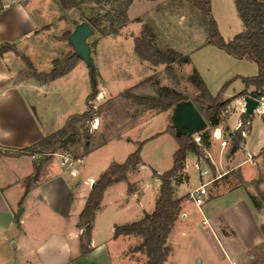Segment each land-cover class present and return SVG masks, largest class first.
Masks as SVG:
<instances>
[{"label": "crops", "instance_id": "crops-1", "mask_svg": "<svg viewBox=\"0 0 264 264\" xmlns=\"http://www.w3.org/2000/svg\"><path fill=\"white\" fill-rule=\"evenodd\" d=\"M29 1L7 0L2 2L0 0V47L6 44L11 45L14 53L20 54L23 48L35 42L31 39L44 35L51 38L48 40V45H50V57L53 58L50 61L52 66L58 56H61L62 52L57 47H62V43L54 40V35L49 34L48 28L52 30L55 23L65 20L63 10L57 0H38L37 5L42 7L38 8L40 13H47L50 17L49 20L44 21L40 18L45 17L36 18L37 16L29 11L30 6L26 5ZM141 1L145 0H134L127 10L129 23L126 26L132 31L133 39L140 35L141 27L148 24L154 30L155 43L159 48L164 46L161 40L163 32L164 36L176 35L180 37L181 43H185L190 36H194L195 29L202 31L206 40V26L203 18L190 3L180 0L190 5L194 12L195 9L198 11L194 14L196 19L191 23H186L182 6L178 5L176 8L170 6L175 0ZM136 3H146L147 7L131 16V9ZM166 6H170V9ZM38 9L35 8L34 12ZM180 16L182 18H179ZM211 18L224 41L231 40L243 31L235 10L234 0H211ZM166 27L172 31L165 32ZM183 28H191L192 31L186 34L179 32L178 36L175 31ZM209 46L211 45H207L205 41L204 44L195 46L191 51L196 54L206 50L205 47ZM172 50L181 56H187ZM68 51L64 53L68 54L71 50ZM9 52L11 51L3 53L8 54ZM134 55L133 59L140 61L135 52ZM27 57L25 58L28 59ZM187 57L190 63L186 65L190 66L192 61L189 56ZM229 57L237 61L244 60ZM142 62L147 63V61ZM83 65V62L79 61L62 78L41 83L34 77L22 78V70L12 71L0 55V264H112L108 242L129 238H115L113 236L114 227L132 223L120 222V220L128 219L127 215L137 209V205H139L137 215L140 217L136 221L140 220L144 214H150L145 213L144 210L149 201L145 196L140 201L137 200V188L129 178L130 192L125 183L110 186L103 195L101 205L91 225L89 252L85 255L81 254L82 230L77 228L78 217L92 187L89 181L94 183L98 178L95 180L91 175H87L81 177L80 181H76L79 177L78 171H76V176H71L68 170L59 166L55 157L41 156L36 145L43 138L60 130L67 118L85 112L86 105L83 111H69L58 120L43 116L45 115L43 108L46 105L43 101L50 96L53 90L70 86L76 78L73 77L74 74L78 75V78L82 73L85 74L86 70ZM191 69L199 74L206 87V81L198 67L193 66ZM237 77L252 78L253 76ZM242 85L243 89L238 95L229 100L223 99L229 103L219 115L218 125L215 127L219 129L227 145L221 147L218 142L211 139L214 128H210L208 147H206L210 159L200 160L192 153L186 155L185 165L181 172L182 182L174 186V198L182 200L180 214L183 215V219H186L187 213L184 211L185 202L183 200L185 198L189 200L188 194L192 191L186 186L190 179L187 168L189 157H191L198 166L200 179L198 187L204 185L206 191L204 204L199 208L195 207L200 215L201 225L208 227L209 234L218 245L219 261L224 264H228V260H233L237 264H264V205L260 210H256L250 199V197L257 198L263 190V185L258 182V179L264 174V163L261 162V160L264 161V136L260 135L259 138L252 136L254 132L251 129L250 120L247 119L249 123L247 134L242 139L238 150L233 153L229 150V134L235 133V128L244 115L242 98L255 91L253 87L247 89L243 83ZM40 90H43L42 100L39 98ZM260 92L264 96V85ZM241 94L244 95L240 96ZM231 101L239 105L242 112L232 129L225 125V117L222 120ZM259 109L258 115L264 111L263 107ZM149 112L152 111L149 110ZM151 116L152 114H149V117ZM31 154L35 155L36 159L33 160ZM80 158L83 159L84 156L81 154ZM201 163L208 167V171L204 169L201 172ZM247 165L252 170L245 168ZM106 169L102 167L100 174ZM156 181L159 180L156 178ZM159 185L160 182L158 189ZM184 187H186L185 190ZM227 216H230L229 221L226 220ZM242 219L251 227V234L244 233L247 237V244L242 241L238 243L236 240L239 234L235 224L238 226L240 222L243 223ZM233 220H235L234 225L231 223ZM101 227L105 230L100 229ZM181 235H186V233H181ZM167 244L171 251L164 264H173L170 235ZM139 256L142 257V255Z\"/></svg>", "mask_w": 264, "mask_h": 264}, {"label": "rangeland", "instance_id": "rangeland-1", "mask_svg": "<svg viewBox=\"0 0 264 264\" xmlns=\"http://www.w3.org/2000/svg\"><path fill=\"white\" fill-rule=\"evenodd\" d=\"M1 1L6 2L7 0ZM37 3L38 0H30L26 5L30 6L29 11L37 16L36 18L43 16L45 18H40L41 20H49L50 17L47 13H40L38 8L41 5L38 6ZM145 4H134L131 9V16L143 11L147 7ZM83 5V12L77 10L62 11L65 20L55 23V27L52 30L48 28L49 34L54 35V40L62 43V47H57L62 53L56 61H62L66 56L74 53L65 38V34L73 32L77 25L84 23L81 22L82 20L89 19L91 16L90 9H96L92 7L88 0L84 1ZM178 5L182 6L186 23H191L196 19L194 14L198 11L195 9L194 12L187 3L175 0L170 6L176 8ZM110 6L104 7L109 9ZM170 6H166V8L170 9ZM35 8L38 9L39 13L38 11L34 12ZM200 16L202 15L200 14ZM179 18H182V16ZM170 22L169 20V24ZM76 23L78 24L75 26ZM164 29H166L165 32L172 31L167 27ZM189 31L191 32L192 29L183 28L175 32L176 34L179 32L186 34ZM131 32L128 26L123 28L118 36H101L94 32L86 41L94 66L93 81L87 66L83 63V68L86 70L85 74L82 73L80 78L74 74L73 77L76 78L70 83V86L53 90L50 96L45 99L46 101H43L46 104L43 108L45 113L43 116L58 120L65 113H69V111H83L86 105V98L95 87L96 96L88 103L94 106L93 116L95 119L90 122L91 124H82L80 129L82 133L87 131L90 136L89 151L82 159V164L75 166L76 171L79 172V177L76 181H80L81 177L83 178L87 175H91L96 180L102 167L106 169L111 164L122 163L126 157L133 154L139 147L140 166L136 168L135 172L129 174L128 178L137 188V200L140 201L145 196L146 200L149 201L144 207L145 213H151L154 209L155 199L158 196L159 181H156V178L170 170L172 167V154L177 148L171 132L168 131L169 126H172L171 111L156 112V110H153L149 112L147 108L135 106L130 100L125 99L123 95L155 97L160 88H168L187 98L198 111L197 107H199V104L196 100L198 93L188 82V77L192 70L191 67L196 66L201 71L206 81V87L212 97H215L226 85L222 92L224 100H229L242 91V81L237 76L255 77L257 75V67L246 60H234L223 51L211 46L205 47L207 48L206 50L194 54L195 52H192L191 49L197 45L204 44L206 41L203 32L195 29L194 36H190L185 43H181L179 41L181 40L179 39L180 37L176 35L164 36V32L161 35V40L164 42V46L162 45L161 49L164 50L170 47L180 53H184L192 61L190 66L178 63H174L169 67L163 64L153 65L149 62L143 63L142 61L144 60L139 57L140 61L137 62L133 59L135 56L133 49L134 39ZM31 40H35V42L27 45V48L21 47L23 52H20V54L16 53V55L13 48L9 50L11 52L8 54L0 53L12 71L14 69L22 70V78L33 77L34 73L46 74L50 72L52 67L50 61L53 58L50 57V45H48V40H51V38L41 35ZM68 50H71L70 53L65 54L64 52H69ZM27 55L29 56L27 57ZM24 56L29 59L33 70L28 68L27 63L22 58ZM39 94V98L42 100L43 90H40ZM198 112L204 119L203 112ZM240 112L239 105L231 101L226 115L222 117V120H224V117L226 118L225 125L232 129L242 114ZM149 114H152V116L149 117ZM248 119L254 132L252 136H258V138L260 135L264 136V111L259 115L256 112L253 113ZM206 125L207 128L202 132L208 133L210 127L208 124ZM83 144L84 140L81 138L77 145L67 146L65 149L58 148L56 153L68 151L73 157L80 158ZM261 162L262 164L264 163L262 160ZM195 163L189 157L187 172L190 179L186 186L192 190L198 187L200 182L199 172ZM245 168L252 170L248 165ZM204 169L208 171V167L201 163V172ZM185 189L186 187H184ZM183 201L185 202L184 211L187 213V218L183 219V215L180 214V218H178L170 233V245L173 248L172 263L224 264L218 259L220 251L215 239L209 234L208 227L201 225L200 215L194 203L186 198ZM138 206L136 207L137 209L129 212L127 215L128 219L120 220V222H136L140 217L137 215ZM226 220L229 221L230 216H227ZM234 221H231L233 225ZM241 221L243 223L240 222L238 226L235 224L239 234L236 240L238 243L242 241L247 244V237L244 233L251 234V227L246 224L244 219ZM100 229L103 228L101 227ZM181 233H186V235H181ZM139 243L140 239L136 237L120 238L118 241L110 240L108 248L111 263L142 264L144 257H140L138 254L134 256L132 253L133 248Z\"/></svg>", "mask_w": 264, "mask_h": 264}, {"label": "trees", "instance_id": "trees-1", "mask_svg": "<svg viewBox=\"0 0 264 264\" xmlns=\"http://www.w3.org/2000/svg\"><path fill=\"white\" fill-rule=\"evenodd\" d=\"M86 0H57L63 11L77 10L83 12V4ZM134 0H88L95 7L90 9V18L81 22L87 23L93 32L101 36H114L129 23L127 10ZM155 1V0H148ZM195 7L203 18L206 26V44L214 46L223 51L226 55L235 59H244L256 65L257 75L252 78H241L242 83L248 89L253 87L255 91L249 96L253 98L264 97L261 94V88L264 85V0H234L237 16L242 24L243 31L229 41H224L218 32L215 22L211 18V0H182ZM110 6L105 9L104 6ZM138 22V20H136ZM78 23L75 24V26ZM71 32L65 34L68 40ZM156 36L153 28L144 24L140 35L134 38V52L144 61L153 65L163 64L169 67L174 63L189 64L187 56H181L172 49L162 50L156 45ZM69 42V41H68ZM12 50L11 45L0 47V53ZM30 70L32 65L25 57H22ZM80 60L74 53L66 56L62 61H55L52 64L50 72L46 74H35L34 78L38 82L47 83L55 81L67 75ZM34 72V71H32ZM92 81L94 79V70L92 72ZM188 82L197 91L198 111L203 112L204 120L210 128L218 125V117L228 105L229 101H223L222 92L212 97L207 91L205 84L199 74L193 69L188 77ZM241 94L240 96H243ZM96 96L95 87L91 94L86 98L87 109L79 115H72L67 118L64 126L55 133L43 138L36 147L40 154H54L56 150L65 149L67 146H74L83 138L82 155L85 156L89 151L90 136L87 131L81 132L82 124H90L95 117L94 106L88 104ZM123 97L130 100L135 106H142L148 110L156 112L172 111L176 104L188 101L187 98L174 90L160 88L155 97H139L130 94H124ZM248 117L242 115L241 121L247 122ZM177 148L172 154V167L163 173L157 179L160 182L158 196L154 202V209L150 214H144L143 217L129 224L115 226L113 236L117 237H136L140 243L133 248V254H139L144 257L142 264H164L170 254V247L167 244L168 237L174 226L175 221L180 215L181 199L174 198V186L182 182L181 172L185 165L186 155L192 153L200 156V150L194 145L191 136H177L175 129L169 126ZM202 137L204 147H208L209 135L207 132L199 133ZM240 131L229 134L230 153L238 150L242 142ZM140 148L129 155L120 164H111L98 179L93 183L84 207L78 217L77 228L82 230L80 236L81 254L89 252L91 242V225L98 211L105 191L114 184H127L129 174L135 172L140 166ZM155 174V173H153ZM258 182L263 185V190L257 198L250 197L256 210H260L264 205V174L259 177Z\"/></svg>", "mask_w": 264, "mask_h": 264}, {"label": "water", "instance_id": "water-1", "mask_svg": "<svg viewBox=\"0 0 264 264\" xmlns=\"http://www.w3.org/2000/svg\"><path fill=\"white\" fill-rule=\"evenodd\" d=\"M93 33V29L87 23H81L74 28L68 39L76 57L87 66L91 78L94 66L86 41ZM242 102L244 103V115L247 117L259 106V103L249 96H244ZM171 123L177 136H192L202 132L207 127L205 120L189 101L181 102L174 106L171 114Z\"/></svg>", "mask_w": 264, "mask_h": 264}, {"label": "built area", "instance_id": "built-area-1", "mask_svg": "<svg viewBox=\"0 0 264 264\" xmlns=\"http://www.w3.org/2000/svg\"><path fill=\"white\" fill-rule=\"evenodd\" d=\"M251 98H253V97H251ZM253 99H255L259 103L258 108L253 113H255V112L259 113L260 107L261 108L263 107V110H264V97L253 98ZM243 106H244V103H243ZM242 112L244 113V108L242 109ZM248 125H249L248 121L244 122V123L242 121H240L238 123L237 127L235 128V132L240 131V135L242 136V138H244L247 134ZM191 137H192V141H193L194 145L197 146L198 149L200 150L201 155L198 156L199 159L200 160L210 159V155H209L206 147H204V145H203L201 135L199 133H197V134L192 135ZM211 139L218 142L221 147H225L227 145L226 141L223 140L218 128L213 129V131L211 133ZM41 156H43V157H47V156L55 157L58 161L59 166L63 169L68 170L71 176H76L75 166L82 164L81 158L73 157L68 151H64L62 153H54V154H41ZM31 158L34 160V159H36V156L31 154ZM195 166L198 169V166L197 165H195ZM89 184L93 185V182L89 181ZM205 195H206V191L204 189V185H201L197 189L192 190L188 194V198L190 201H192L194 203V205L196 207L199 208L204 204ZM228 264H237V263L233 260H228Z\"/></svg>", "mask_w": 264, "mask_h": 264}]
</instances>
